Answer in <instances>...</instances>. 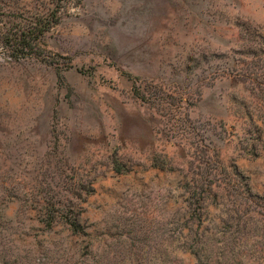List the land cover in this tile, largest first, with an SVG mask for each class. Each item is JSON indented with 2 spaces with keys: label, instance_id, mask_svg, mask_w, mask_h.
<instances>
[{
  "label": "rangeland",
  "instance_id": "1",
  "mask_svg": "<svg viewBox=\"0 0 264 264\" xmlns=\"http://www.w3.org/2000/svg\"><path fill=\"white\" fill-rule=\"evenodd\" d=\"M0 264H264V0H0Z\"/></svg>",
  "mask_w": 264,
  "mask_h": 264
},
{
  "label": "trees",
  "instance_id": "2",
  "mask_svg": "<svg viewBox=\"0 0 264 264\" xmlns=\"http://www.w3.org/2000/svg\"><path fill=\"white\" fill-rule=\"evenodd\" d=\"M69 227V230L74 233V234H77L80 232V224L78 221L76 220H73V221H69L66 223Z\"/></svg>",
  "mask_w": 264,
  "mask_h": 264
}]
</instances>
